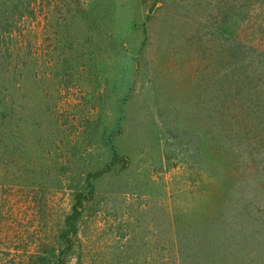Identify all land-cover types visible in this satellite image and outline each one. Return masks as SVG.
I'll return each instance as SVG.
<instances>
[{"label": "rangeland", "instance_id": "1", "mask_svg": "<svg viewBox=\"0 0 264 264\" xmlns=\"http://www.w3.org/2000/svg\"><path fill=\"white\" fill-rule=\"evenodd\" d=\"M38 1L16 34L8 100L24 116L8 121L0 262L57 263L75 196L115 146L131 164L94 182L67 264H264V211L238 205L264 171V1Z\"/></svg>", "mask_w": 264, "mask_h": 264}, {"label": "trees", "instance_id": "2", "mask_svg": "<svg viewBox=\"0 0 264 264\" xmlns=\"http://www.w3.org/2000/svg\"><path fill=\"white\" fill-rule=\"evenodd\" d=\"M38 2V0H0V187L7 189V191L8 121L13 117L18 118L17 129H20V124L24 116L22 108L10 103L8 100L11 92L21 91V83L24 77L26 56L25 44L16 34L19 32L23 19L27 16L33 17L35 6ZM145 41L146 39L144 40V44ZM246 45L247 44L242 41L236 43L237 53L242 51V55L244 56L245 50L247 49ZM261 47L262 43L254 50V53L257 54L259 59V68L262 67V63L264 64V53H262ZM137 68H139V62L137 63ZM245 159L246 156L244 155L240 157L243 163ZM114 164L120 165L122 170L128 169L131 164V160L127 156L121 155L115 146L112 148V161L98 171L89 173L86 178L85 190L76 194L71 213L65 218L64 227L59 233L61 249L59 250L56 264H67L68 257L73 251L78 239L79 222L83 217L85 204L93 201L95 198L94 182L105 174H108L112 170L111 167ZM253 175L250 177L253 187V193L252 196H250L251 200L247 199L245 197L247 194L244 193L239 200L241 203H238V205H241L243 216L244 211L245 214H248L250 210L256 206H261L260 212L264 211V209H262V205H264V171L259 170L257 174L254 173ZM236 189L237 191L239 190V188ZM255 198L259 200L253 202ZM7 202L8 193L4 198V206L7 204L8 207ZM2 211L0 215L5 213L4 209ZM5 214L8 215V212ZM4 222V224L0 225V230L2 231L0 233V247L8 251V222H6V220H4ZM207 251L205 250L204 254ZM6 253L8 254V252L2 251L0 255ZM179 255L181 257L180 251ZM3 259L4 258L0 256V260ZM6 261L7 262L4 263L0 262V264H8V258Z\"/></svg>", "mask_w": 264, "mask_h": 264}]
</instances>
